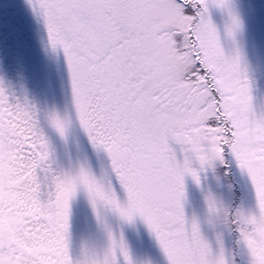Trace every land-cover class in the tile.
<instances>
[{"label": "snow or ice", "instance_id": "obj_1", "mask_svg": "<svg viewBox=\"0 0 264 264\" xmlns=\"http://www.w3.org/2000/svg\"><path fill=\"white\" fill-rule=\"evenodd\" d=\"M25 3L68 88L41 107L0 74V264H159L140 226L164 264H264V106L237 43L264 0Z\"/></svg>", "mask_w": 264, "mask_h": 264}, {"label": "rangeland", "instance_id": "obj_2", "mask_svg": "<svg viewBox=\"0 0 264 264\" xmlns=\"http://www.w3.org/2000/svg\"><path fill=\"white\" fill-rule=\"evenodd\" d=\"M21 14L22 15L24 14V17L27 22L29 21L30 26L27 31L24 30L23 26L21 27V31L24 33L21 38H23L28 45L26 46V44L22 42L24 47L22 48L21 51L22 53L19 52V59H20L19 63L21 62L22 64H28L30 62L34 63L33 59L31 60V56L34 57V59L38 58L40 56L38 55L39 51L43 53L42 55H45L40 39L38 37V33L43 32V25L37 22L36 17L34 16V14L32 13L29 7L26 6L24 12L23 9H21ZM244 17H245V29L243 31L244 33H241L237 37V43L242 42V45L244 47H247L245 60L252 83V93H253L254 103L258 107H260V106H264V77H262L260 73L259 75L257 74V71L260 70V68H256L255 66H257V62L259 58L253 59V53L251 52L253 46L256 44L257 37L256 36L249 37L251 33L249 32L246 33L245 30H249L250 27L254 26V23H256L259 20H261V22H264V5H260L259 3H257L254 9H245ZM36 53L38 54L36 55ZM23 54L24 57L22 56ZM261 54L262 53L254 54V55L259 57ZM49 58H51V56L47 55V59ZM45 62L48 63V61ZM49 66H50L49 70L45 72V74H47L46 78L40 75V72L38 71H34L35 74L32 76L31 70L22 69V68L20 69L19 67L17 68V66H15L13 69V73L15 74V76L19 75L20 78L16 80L17 83L16 86H14V88L16 89L23 87L22 90L24 89L27 90L28 88L32 87L36 95H34V98H32V95L31 96L29 95V97L33 99L41 107L61 103L68 88V77L63 60L61 59L59 62H56L51 58V61L49 62ZM33 68L34 70L38 69L37 66H34ZM30 78H32V83L33 85H35L34 88L33 85L29 82ZM83 147L85 151L90 153V149L87 148L86 141L84 142ZM70 148L73 157H76L78 154L80 155L83 154L82 152L78 153L75 144H72ZM193 195H195V193H193ZM79 204L80 205H77V207L79 208L82 207L88 208V205L83 200V198H81ZM4 222H8V221L5 220ZM12 222L16 223L15 219ZM91 223L95 228L93 219ZM125 232L130 244L132 242L139 244L146 257L151 256L153 259L159 261V264H164L163 257L160 251L158 250L154 241L150 239L148 233L143 228V226H140L139 235L133 229L127 227L125 228Z\"/></svg>", "mask_w": 264, "mask_h": 264}, {"label": "flooded vegetation", "instance_id": "obj_3", "mask_svg": "<svg viewBox=\"0 0 264 264\" xmlns=\"http://www.w3.org/2000/svg\"><path fill=\"white\" fill-rule=\"evenodd\" d=\"M26 3L25 0H0V74H3L8 82H10V86L12 90H14V86H16V83L19 78V75H16L13 73V69L15 66L20 69H27L31 70V75L33 76L35 73L34 71L40 72V75L43 77H47V72L50 68L49 62L51 61V58L47 59V54L42 55L43 53L39 51V54L36 53V55H40L38 58L34 59V57L31 56V60L33 59V62H30L28 64H22L19 63V52L22 51V48L24 47L23 43L28 45L27 42L24 41L22 35L24 34L21 31V27L23 26L24 30L29 29V21L27 22L24 14H21V9H23V12L25 10ZM264 22H261V20L254 23V26L250 27L249 30H245L246 33H251L249 37H257L256 44L253 46L252 53H253V59L259 58L257 62L256 68H260V70L257 71V74H261L262 77H264ZM244 33V32H243ZM245 38V37H244ZM241 41V40H239ZM23 42V43H22ZM240 49L246 57V49L247 47H244L242 45V42H238ZM22 53V52H21ZM20 53V54H21ZM259 57H257L254 54H260ZM24 57V54L22 55ZM45 61H48L45 62ZM246 61V60H245ZM13 63V64H12ZM34 66H37L38 69L34 70ZM36 68V67H35ZM22 77V75H21ZM44 78V79H45ZM261 78V77H259ZM260 81V80H259ZM29 82L32 83V78H30ZM35 85H33V88ZM23 87L16 88L15 91L17 94H19L22 91ZM32 87L27 89L28 95H32V98H34L35 92L33 91ZM77 205H80L79 203ZM75 205L74 207V234L75 237L78 239L81 235H86L89 232L95 231V228L93 227L91 221L92 216L89 208H79ZM8 222H4V221ZM14 220L13 217L5 216L4 218L0 217V227H2L5 231L12 232L15 231L16 223L12 222ZM131 247L133 249V252L140 258H146V256L143 253V250L141 246L135 242L131 243Z\"/></svg>", "mask_w": 264, "mask_h": 264}]
</instances>
